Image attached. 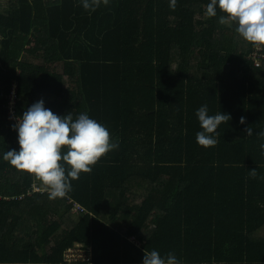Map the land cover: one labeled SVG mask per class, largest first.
Instances as JSON below:
<instances>
[{"label": "trees", "instance_id": "16d2710c", "mask_svg": "<svg viewBox=\"0 0 264 264\" xmlns=\"http://www.w3.org/2000/svg\"><path fill=\"white\" fill-rule=\"evenodd\" d=\"M169 3L109 0L90 13L81 0H0V264H143L146 250L264 264V65L219 9L205 15L210 0ZM15 87L18 117L43 100L119 143L64 198L3 159L20 147ZM205 104L232 118L207 148L196 142ZM77 243L92 259L65 261Z\"/></svg>", "mask_w": 264, "mask_h": 264}, {"label": "clouds", "instance_id": "9594fccd", "mask_svg": "<svg viewBox=\"0 0 264 264\" xmlns=\"http://www.w3.org/2000/svg\"><path fill=\"white\" fill-rule=\"evenodd\" d=\"M81 3L86 11L94 13L101 5L107 6L109 0H81ZM169 7L175 11L177 0H170ZM217 9L222 13L221 25L235 24V31L244 41L257 50L264 49V0H210L205 15L216 17ZM196 116L202 129L196 133V142L205 148L218 143V127L232 119L222 112L209 115L206 104L196 111ZM16 119L13 130L18 132L19 151H6L3 159L39 182L50 200L64 198L71 191V181L78 180L81 173H91L93 166L119 147L118 142L112 141L109 130L87 113L76 119L71 113L59 116L47 109L43 100ZM240 123H246L244 116L240 117ZM244 131L253 135L251 126ZM258 136L264 139V131ZM260 148L264 154V144ZM249 172L252 178L257 176L256 170ZM143 264H180V261L172 252L161 257L156 250H146Z\"/></svg>", "mask_w": 264, "mask_h": 264}, {"label": "built area", "instance_id": "2783aa9c", "mask_svg": "<svg viewBox=\"0 0 264 264\" xmlns=\"http://www.w3.org/2000/svg\"><path fill=\"white\" fill-rule=\"evenodd\" d=\"M250 59L257 66L264 65V49H253L250 54ZM18 102V92L17 88H13L9 95V110H8V120L15 121L17 123V114H16V106ZM18 133V132H17ZM36 189V188H35ZM76 209H79L77 206ZM133 239V238H132ZM90 252V253H89ZM91 256L90 248H86L83 244L75 245L74 247L68 248L65 253V261L73 262V261H88Z\"/></svg>", "mask_w": 264, "mask_h": 264}, {"label": "rangeland", "instance_id": "374dc122", "mask_svg": "<svg viewBox=\"0 0 264 264\" xmlns=\"http://www.w3.org/2000/svg\"><path fill=\"white\" fill-rule=\"evenodd\" d=\"M5 2V4H7V1H4ZM198 34V33H197ZM199 38H200V35L198 36H196L195 37V42H197V40H199ZM195 45V44H194ZM250 57V56H249ZM60 69V68H59ZM61 70V72H62V69H60ZM70 86H72V88H74V87H76V83L75 82H70ZM36 189H35V191H39L40 189L39 188H37V186L35 187ZM133 240V239H132ZM76 245H81V243H77ZM90 251H91V256L89 257V259H92V249L90 248ZM90 253V252H89Z\"/></svg>", "mask_w": 264, "mask_h": 264}, {"label": "crops", "instance_id": "0c3cea01", "mask_svg": "<svg viewBox=\"0 0 264 264\" xmlns=\"http://www.w3.org/2000/svg\"><path fill=\"white\" fill-rule=\"evenodd\" d=\"M197 35L199 36L200 34H199V33H198V34L196 33V36H197ZM200 38H201V36H200ZM200 38H199V40H197V42H195L196 45L199 44V42H200ZM195 41H196V40H195Z\"/></svg>", "mask_w": 264, "mask_h": 264}]
</instances>
